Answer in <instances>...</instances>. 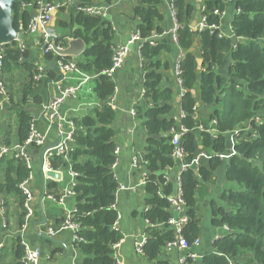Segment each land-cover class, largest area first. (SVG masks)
Wrapping results in <instances>:
<instances>
[{
    "label": "trees",
    "instance_id": "obj_1",
    "mask_svg": "<svg viewBox=\"0 0 264 264\" xmlns=\"http://www.w3.org/2000/svg\"><path fill=\"white\" fill-rule=\"evenodd\" d=\"M33 1L16 0L13 14L17 30L21 26L27 28L35 14L32 9L23 7ZM115 2L100 0L98 5L111 7ZM136 2L134 14L139 19L137 32L142 39L144 96L150 104L145 112L149 138L144 155L147 171L145 219L150 226L144 256L148 264H169L162 259V252L168 242L176 239L169 224L174 216L169 199L177 195L178 188L176 181L166 173L176 168V174L179 171V164L173 158L171 132L183 125L187 133L180 144L189 168L181 174L179 182L185 204L183 215L188 219L182 236L190 244L199 239L198 197L205 199L211 193V186L221 180L228 187L219 194L218 203H210L212 225L228 230L213 242L214 251L203 256L201 264H264V0H204L207 25L216 30L197 33L204 62V72L200 76L196 56L190 53L196 34L189 23L196 6L193 0H174L178 24L174 45L186 51L180 68L185 89L182 97L185 118L180 124L170 117L174 91L163 86L162 75L163 70L171 68L170 62H162L161 55L171 52L168 37L172 36L170 30L165 31L160 25L166 17L164 9L171 20L172 17L162 0ZM79 3L80 6L96 4L93 0ZM224 12L231 17L233 38L219 36L217 29L223 27L220 15ZM62 26L74 28L73 38L86 43V50L80 57H66L65 60H74L79 71L96 77L94 92L100 106L95 110V117L74 121L70 162L55 157L51 166L54 170H64L70 165L78 174L74 220L81 225L78 236L83 239L74 243L82 254L78 264H116L112 247L120 244L124 236L114 229L119 216L113 208L119 189L112 169L116 150V132L112 125L116 111L108 104V99L116 86L113 78L107 75L115 56L113 27L105 18L83 12L76 13L72 23ZM164 32L168 34L163 35ZM154 34L160 37L152 45L150 40ZM57 43L67 46L68 40L61 36ZM1 55L0 82L4 84L5 77L22 65L29 74L24 97L33 95L40 102L41 94L33 89L37 69L33 71L34 67L29 64L30 52L21 51L17 42H13L2 46ZM58 59L54 54L46 55L50 63ZM53 71H57L55 65L47 72L49 78H54ZM198 87L201 103L196 105L198 99L193 91ZM31 120L30 114L20 112L21 145L28 139ZM196 160L198 165L195 166ZM1 163L5 166V179L0 182V195L18 198L23 207L25 196L20 184L28 179L30 170L22 159L10 155L3 156ZM62 221L57 220L55 226L59 227ZM16 242L14 264H22L24 248L20 239ZM1 252L0 264H4Z\"/></svg>",
    "mask_w": 264,
    "mask_h": 264
},
{
    "label": "crops",
    "instance_id": "obj_2",
    "mask_svg": "<svg viewBox=\"0 0 264 264\" xmlns=\"http://www.w3.org/2000/svg\"><path fill=\"white\" fill-rule=\"evenodd\" d=\"M44 1L60 6V9L53 14L49 27L59 36H66L68 33H61L57 29L58 27L62 28L63 23L68 25L72 23L75 14L78 13L76 7L79 6L80 3L78 4V2L81 0H73L72 3L70 0ZM93 2L99 4L100 0H93ZM193 2L196 6V13L189 23V26L196 34V38L190 53L196 56L198 64L197 73L200 76L204 72V62L197 28L203 15L204 0H193ZM136 4V0H116L109 7L107 16H111V20H107V16L105 20L109 21L113 27V45L116 49L122 45H126L138 33L139 19L134 14ZM33 12L35 13L36 11L32 9ZM164 13L166 17L160 25L165 31L172 30L174 22L169 18L165 9ZM230 32L231 30H229L228 35ZM19 38L25 42L27 50L30 52L29 64L34 67L33 71L42 69L45 72L42 82L36 83L33 86V89L41 94L42 100L40 102L36 101L33 95L25 99L24 88L28 84L29 74L24 66L19 65L12 75L5 77V94L0 96V152L2 148H7L11 153L17 151L18 147L21 146L19 142L20 112L25 111L30 114L32 118L37 120V126L43 130L45 128L44 114L47 103L58 94V88L74 86L82 80L81 76L76 72L64 76L60 72L53 71L55 79L49 78L47 72L49 68H52L54 65L56 66V60L51 63L46 60V56L43 54V39L41 33L25 35L23 32H20ZM168 38L171 45V52L162 53L161 60L162 62H170L171 68L162 71L163 86L171 88L174 91L173 109L170 117L178 123L183 112V96L181 95L182 89L176 79L175 65L180 53L184 57L186 51H182V49L174 45L172 36ZM71 39H74L73 36ZM141 44V42L134 44V48L125 57L122 66L111 76L116 86L115 92L111 96L115 98L114 103L110 105L111 103L109 101L111 97L108 99V104L114 107L116 111V117L112 127L116 132L114 138L116 149L120 150L119 163L114 170L116 180L119 184V189L116 192L117 200L115 209L121 216L118 226L119 231L124 236V240L116 250H114L115 245L112 247L119 264H148L144 252L139 253L136 246L143 238L147 239V229L149 228V224L145 219L147 206L145 202L146 191L144 189V177L147 171L144 164V155L149 138L145 127V112L150 104H148L144 96L143 59L140 55ZM95 79L96 77H92L83 85L75 99L68 100L62 106V114L71 120V122L74 123L75 120H81L88 116L95 117V110L100 106L94 92ZM193 94L198 99L196 105H199L201 103L199 87L193 91ZM134 110L135 113H133ZM58 141L59 134L54 129L48 135L46 148L55 147ZM37 150L39 149L32 148L29 150L34 164L33 170H36V175L33 173L34 179L31 183L35 201V213L30 230L26 233V240L33 246H38L41 249L42 264H72L73 261L78 264L81 261L82 254L74 246V235L72 232H62L52 239L39 236L49 227L59 229L60 226H55V222L57 220H63L66 212L76 210V199L75 196H69L65 199L64 205H61L58 200V198L62 197L70 189L69 186L72 180L70 177L71 166L69 165L64 170H57L62 174L61 180L56 181L50 178L44 180L42 174L43 150L40 149L38 152ZM135 158L143 159V163L136 168L133 166ZM176 170L170 171L166 175L169 176L176 172ZM4 179L5 166L1 163L0 159V182H3ZM175 181L177 183V178ZM121 186H124L125 189L120 190ZM226 187H228V184L219 180L211 186L210 195L205 199L198 197L200 245L192 248V251L199 255L193 264H201L203 256L214 251L213 242L225 234V228H215L212 225L213 217L210 203L211 201L218 203L219 194ZM174 191H177V188ZM175 194L176 192H174ZM2 198L7 201L9 226L12 230L17 231L21 227L20 221L23 219V215H25L24 204L21 207L16 197L2 196ZM18 238V234H12L10 230L2 226V218L0 215V244H4L1 252L4 264H14L16 262L15 250L18 244L16 240ZM182 254L165 248L162 252V259L166 260L169 264H178V259Z\"/></svg>",
    "mask_w": 264,
    "mask_h": 264
},
{
    "label": "built area",
    "instance_id": "obj_3",
    "mask_svg": "<svg viewBox=\"0 0 264 264\" xmlns=\"http://www.w3.org/2000/svg\"><path fill=\"white\" fill-rule=\"evenodd\" d=\"M71 3L73 0H70ZM164 2V7L168 10L170 16L172 17V21L174 22V27L172 30H170V33L172 35L173 41L176 44V32L178 30V24L176 22V9L174 0H162ZM79 4V2H78ZM77 6L76 10L77 12H83L90 16H98L105 18L108 14L109 7L106 6H100L98 4L96 5H86V6ZM23 7L26 8H32L36 12L31 18L27 28H23L21 26V29L18 30V33L20 35V32H23L25 35H35L37 33H41L42 35V47H43V54L49 55L54 54L56 57H59V59L56 61V67L60 74L66 76L67 74H70L72 72L78 73L82 80L79 81L77 85L74 86H68V87H59L58 88V94L49 100L47 103L45 114H44V121H45V128L41 130L37 126V120L35 118H32L31 124H30V132L28 135V139L26 142L18 147L17 151L11 152L7 148H2L0 152V157L2 158L5 155H10L11 157H15L17 159H22L25 163V166L30 170V175L27 180L22 182L20 184V188L25 196L24 201V210H25V218L23 225L16 231L12 230L9 226V218H8V210H7V201L2 198L0 195V215L2 218V226L10 230L12 234H18L19 238L21 240V245L24 248V255L21 259L22 264H42V251L38 246H33L26 240V233L30 230L32 219L34 218L35 213V206H34V195L31 189V183L34 179L33 177V160L29 154V150L34 149H47L46 151H42L43 154V162H42V174L44 177V180L48 177L46 176L48 171H56L51 166V161L55 157L62 158L65 162H70V153L73 151L72 145L74 143V132H75V125L71 120L67 119L65 115L62 114L61 108L62 106L71 99H75L82 89L83 85H85L93 76L87 75L82 73L78 70L77 64L75 61L70 60L66 61L64 55H60L55 52L54 46L56 45L57 48L60 50H63L66 48V46H63L61 44H58L57 41L60 39L61 36H59L54 30H52L49 26L52 21L53 14L57 12L60 9V6L55 3L47 2L44 0H34L32 3L25 4ZM204 9V6H203ZM202 18L199 21L198 24V32H201L203 30H216L215 27H209L207 25V18L204 14V11L202 10ZM223 27H221L219 30L220 37H223L221 34L225 30V22L224 17L227 16V13L224 12L221 15ZM228 17V16H227ZM193 31V30H192ZM194 32V31H193ZM168 34V32H164L163 35ZM231 34V32H230ZM228 35L230 38H233V35ZM17 39L18 47L21 49V51L25 52L27 50V46L23 40L19 38ZM159 35L154 34V36L151 38L150 43L154 45V40L159 38ZM142 39L140 38L139 34L133 36L131 40L126 44L122 45L119 48H115V56L113 58V67L110 71L107 72V75L112 76L113 73L119 69L123 62L125 57L129 54V46L134 45L135 43L141 42ZM2 54V46L0 47V55ZM184 59L183 54L180 53L178 60L175 65V75L176 79L178 81L179 86L181 87V95L183 96L185 91L183 89V82L181 80V61ZM45 72L42 69H39L34 74V81L36 83H39L43 80ZM6 87L5 85L0 82V96L5 94ZM145 94V92H144ZM115 98L111 97L109 103L112 105L114 103ZM135 113V110L133 111ZM185 118V113L182 112L180 119L178 120V124L181 123V121ZM56 130L59 134V137L61 138L60 143L52 148H46L47 145V139L48 135L52 130ZM203 130V128H201ZM187 133V129L184 128L183 125H180L178 129L172 130V140L171 145L174 148L173 152V158L178 162L179 164V171L176 174L177 178V188L178 193L173 198H170V202L174 207V210H177L179 212V219L177 221L173 218L169 221V224L172 226L176 239L173 241H170L166 245L167 250H174L177 251L179 254L183 253L182 256L180 255L178 259V264H193V262L199 257V255L192 251V247H198L200 245V239H196L193 244H190L183 236H182V230L187 222V217L183 215V211L185 209V204L182 199L181 194V186L179 184L180 182V176L183 172L187 171L189 168V165L184 162L185 152L183 148L181 147L180 140L184 136V134ZM119 149L115 150V162L112 166V169L115 170L119 163ZM203 157H205L203 155ZM0 158V159H1ZM143 163L142 158H135L133 161L134 168L138 167L140 164ZM193 165H198V160L194 162ZM70 177L72 178L70 182V186L66 193L58 198L59 203L61 205H64L65 199L69 196H75V186L77 185V178L78 174L74 172L72 169L70 170ZM147 182V174L144 177V183ZM125 187L121 186L120 190H124ZM115 208V205L113 206ZM75 213L74 211H68L64 215L63 221L59 227V229H55L52 227H49L47 230L42 232L39 236L46 237L47 239L55 238L58 234L66 231H70L74 235V241H83L82 238L78 236V233L81 229V225L79 223L75 222ZM121 220V216H118V222L114 226L115 230H119V221ZM225 230H228L227 227H224ZM147 243V239L143 238V240L136 244L137 251L139 253H143V248L145 244ZM4 247V244H0V250ZM119 247L118 245L114 246V250H116ZM114 257L116 260V264H119V261L116 259V253H114ZM52 264H59V263H52ZM72 264H77L75 261L72 262Z\"/></svg>",
    "mask_w": 264,
    "mask_h": 264
},
{
    "label": "water",
    "instance_id": "obj_4",
    "mask_svg": "<svg viewBox=\"0 0 264 264\" xmlns=\"http://www.w3.org/2000/svg\"><path fill=\"white\" fill-rule=\"evenodd\" d=\"M15 5H16V0H0V47L12 44L13 42H17L19 33L14 23L13 10H14ZM106 19L111 20V16H107ZM72 32L73 30H70L68 34L66 35V39L68 40V44L66 48L63 50H60L55 45L54 50L56 53L60 55H64L65 57L78 58L85 52L86 43L82 39H71L73 36ZM133 48H134V45L129 46L130 50H132ZM2 64H3V56L0 55V71L2 68ZM60 140L61 138L59 137V141L57 145L60 143ZM46 150L47 149H44L43 153ZM38 151L39 150H37V152ZM46 176L56 181L61 180L62 178V174L56 171H48ZM169 177L175 180L176 172L169 175ZM173 215H174V220L177 221L179 219V212L175 210Z\"/></svg>",
    "mask_w": 264,
    "mask_h": 264
},
{
    "label": "rangeland",
    "instance_id": "obj_5",
    "mask_svg": "<svg viewBox=\"0 0 264 264\" xmlns=\"http://www.w3.org/2000/svg\"><path fill=\"white\" fill-rule=\"evenodd\" d=\"M227 16L224 17V19H225L224 20V22H225L224 28H225L226 32L224 31L223 34H221L224 37L228 36L229 30H230L231 17H230L229 14H227ZM57 30L60 31L61 33H68L70 31L69 26L68 27H62V28L58 27ZM33 173H34V175H36V170L35 169L33 170Z\"/></svg>",
    "mask_w": 264,
    "mask_h": 264
},
{
    "label": "clouds",
    "instance_id": "obj_6",
    "mask_svg": "<svg viewBox=\"0 0 264 264\" xmlns=\"http://www.w3.org/2000/svg\"><path fill=\"white\" fill-rule=\"evenodd\" d=\"M73 58V57H72ZM24 218H25V215H24ZM44 238V237H43ZM77 241H74V243H76ZM1 251H2V249H1Z\"/></svg>",
    "mask_w": 264,
    "mask_h": 264
},
{
    "label": "flooded vegetation",
    "instance_id": "obj_7",
    "mask_svg": "<svg viewBox=\"0 0 264 264\" xmlns=\"http://www.w3.org/2000/svg\"><path fill=\"white\" fill-rule=\"evenodd\" d=\"M47 229H48V228H47ZM47 229H46V230H47Z\"/></svg>",
    "mask_w": 264,
    "mask_h": 264
}]
</instances>
